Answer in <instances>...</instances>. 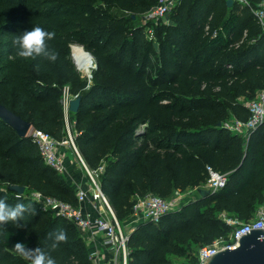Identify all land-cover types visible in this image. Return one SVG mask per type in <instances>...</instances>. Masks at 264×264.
<instances>
[{
    "label": "trees",
    "instance_id": "obj_1",
    "mask_svg": "<svg viewBox=\"0 0 264 264\" xmlns=\"http://www.w3.org/2000/svg\"><path fill=\"white\" fill-rule=\"evenodd\" d=\"M126 12L117 15L110 2ZM261 0H252L253 4ZM157 0H0V102L58 139L68 136L62 95L81 98L69 111L74 141L90 167L105 165L104 191L117 217L132 214L138 195L164 197L202 185L207 165L228 173L224 188L186 200L158 222L137 223L128 240V264H173L233 232L222 217L254 219L264 205V122L247 141L221 122L249 116L239 97L264 88V28L249 7L227 0H180L154 43L135 16ZM33 26L55 32L53 63L17 55L14 35ZM239 45L237 46V44ZM80 44L97 67L93 82L75 71L71 49ZM41 65L36 70V65ZM155 74L149 72L155 67ZM32 101L38 106L31 108ZM0 198L32 205L25 228L0 236V264H28L17 242L35 248L49 232L64 229L67 243L53 253L58 264H93L90 248L74 223L42 208L11 185L42 191L77 204L76 189L48 166L30 136L21 137L0 117Z\"/></svg>",
    "mask_w": 264,
    "mask_h": 264
},
{
    "label": "built area",
    "instance_id": "obj_2",
    "mask_svg": "<svg viewBox=\"0 0 264 264\" xmlns=\"http://www.w3.org/2000/svg\"><path fill=\"white\" fill-rule=\"evenodd\" d=\"M179 1L157 0L149 10L143 13L144 18L148 21L162 19L172 11ZM234 1L242 6L249 7L264 28V0L257 4H253L252 0ZM145 30L149 39L156 38L155 28L152 25L147 24ZM73 98H76V96L71 95L65 88L63 104L67 113L69 112L70 101ZM244 106L249 112L246 119L231 114L221 124L230 131L241 135L247 141L253 130L264 122V88L258 92L256 97L244 101ZM66 122L69 141L68 138L58 139L50 132L33 126L29 130V136L37 145L44 162L63 175L69 172L66 146H70L77 157V161L85 171L88 182L85 185L77 183V204L39 190H34L31 198L42 208L49 209L56 215H60L74 223L84 238L95 240L100 235L104 236L105 244L113 249V260H106L101 249L91 248L90 259L93 264H128L129 248L127 243L129 234L137 223L147 220L158 222L164 214L181 208L186 200L191 199L186 198L190 192H195V196L199 195V187L216 191L224 188L227 184L228 173H223L213 166L207 165V179L202 185L187 190H175L169 197L151 191L144 195H138L133 205L132 214L125 220L129 226L127 231L117 217L110 198L102 187L101 175L105 165L103 164L96 169L89 166L74 141L67 119ZM85 204H90L91 208L86 209ZM222 217L228 224L234 226L233 232L201 247L196 255L197 264H205L208 257L221 249L237 247L240 237L246 234L247 231L264 228V205L258 208L256 216L250 221H241L238 218L229 217L226 213H222ZM261 238H264V236Z\"/></svg>",
    "mask_w": 264,
    "mask_h": 264
},
{
    "label": "clouds",
    "instance_id": "obj_3",
    "mask_svg": "<svg viewBox=\"0 0 264 264\" xmlns=\"http://www.w3.org/2000/svg\"><path fill=\"white\" fill-rule=\"evenodd\" d=\"M55 38V32L46 31L40 26H33L31 30H25L14 35L12 40L13 46L17 50V55L27 61L29 59L47 60L55 62L58 59V53L51 49L49 41ZM41 65H36V70H40ZM26 214L34 215L36 210L32 205L16 203L14 205L0 198V227L8 225L9 222L15 223L18 229L25 228L21 223L26 218ZM62 243H67V234L64 229H57L49 232L43 245L28 248L24 243L17 242L13 248L17 255L27 261L28 264H58L53 253Z\"/></svg>",
    "mask_w": 264,
    "mask_h": 264
},
{
    "label": "water",
    "instance_id": "obj_4",
    "mask_svg": "<svg viewBox=\"0 0 264 264\" xmlns=\"http://www.w3.org/2000/svg\"><path fill=\"white\" fill-rule=\"evenodd\" d=\"M234 4V0H227L228 6L231 7ZM88 53L91 54L90 52ZM95 66L97 67V63H95ZM80 105V97L71 99L69 111L77 112ZM0 117L12 126L21 137L29 136V130L32 127L31 122L24 119L2 102H0ZM10 189L22 194L25 191V186L18 184L11 185ZM198 192L199 196L205 197L213 191L209 188L199 187ZM262 236H264V228L251 229L250 232L247 231L246 234L240 237L237 247L232 249L227 247L213 253L205 260V264H264V238H261Z\"/></svg>",
    "mask_w": 264,
    "mask_h": 264
},
{
    "label": "rangeland",
    "instance_id": "obj_5",
    "mask_svg": "<svg viewBox=\"0 0 264 264\" xmlns=\"http://www.w3.org/2000/svg\"><path fill=\"white\" fill-rule=\"evenodd\" d=\"M109 5H110V8H111V11L113 13L117 14V15H122V14L126 13V12L122 11L119 7H117L116 5H114V2L113 1H111ZM169 16L170 15L168 14L164 18L159 19L157 21H148V20H146L144 18V14H140V15L136 16V19H135L134 23L135 24H141V25H144V26H147V24L148 25H152L155 28V32H157L159 29H161L164 25H166L169 22V20H170V17ZM152 40H153V43H154V46H155L153 60H154V62H156L157 59H158L157 58V56H158V42H157V39L156 38L155 39H152ZM77 48H84V46H82L80 44H74L72 46V49H71V60H72V63L74 65V69L79 74V76L81 77V79L83 81L87 82L88 84H91L93 82V73H94V70L96 68V66H95V63H96L95 57L90 52L93 55L92 56L90 54L93 57V63H91V65L89 67V71L87 73L84 69H82L79 66V64L76 61V58H75V50ZM86 52H89V51L86 50ZM156 67H157V65H155V67H153L151 69V71L149 72V77H153L154 76ZM242 82L244 83V86H245V88L247 90V94L246 95L239 97V100L242 101V102L247 101L249 99H252V98L256 97V95L258 94V92L261 89H263V88H252V86L250 85V82L248 81V79L246 77H243L242 78ZM63 100H64V93L62 95V103H63ZM38 105H39L38 102H35V101H32V103L30 104L31 108H34V107H36ZM66 116H67V121L69 123V126L71 128V124L72 123H71V120H70L69 112L67 113V111H66ZM66 138H68V137H66ZM68 141H69V138H68ZM73 157H74V155H73ZM6 186H7V184L0 180V187L5 188ZM24 192H25V196L28 199H32L31 198V195H32V192H33L32 189L26 188V190ZM194 193L195 192H190L186 196V198H192V197H194L195 196ZM255 216H256V213H255ZM120 221H121L124 229L128 231L129 230V226L126 224L127 221H125V220L124 221L120 220ZM11 229H15V225L12 224V223H8V225L3 226V227H0V236L4 237L5 232L8 231V230H11ZM192 249L193 250L191 251V254L190 255H186V256L171 255V258L173 260V264H197L196 255H197V253H198V251H199L200 248H197L196 246L193 245V248Z\"/></svg>",
    "mask_w": 264,
    "mask_h": 264
},
{
    "label": "crops",
    "instance_id": "obj_6",
    "mask_svg": "<svg viewBox=\"0 0 264 264\" xmlns=\"http://www.w3.org/2000/svg\"><path fill=\"white\" fill-rule=\"evenodd\" d=\"M66 151L68 155V164H69V172L64 175L67 181L76 189L77 183H80L82 185H85L88 182V177L85 173V171L82 169L81 165L77 161V157L74 154L72 148L70 146H66ZM74 155V157H73ZM76 157V158H75ZM76 160H75V159ZM85 208L89 209L91 208L90 204H85ZM91 250V248H99L103 251V254L105 256V259L108 261L113 260V249L105 244L104 242V236L100 235L95 240H89L84 238Z\"/></svg>",
    "mask_w": 264,
    "mask_h": 264
},
{
    "label": "bare ground",
    "instance_id": "obj_7",
    "mask_svg": "<svg viewBox=\"0 0 264 264\" xmlns=\"http://www.w3.org/2000/svg\"><path fill=\"white\" fill-rule=\"evenodd\" d=\"M75 58L79 66L88 73L89 67L93 63V57L84 48H77Z\"/></svg>",
    "mask_w": 264,
    "mask_h": 264
}]
</instances>
